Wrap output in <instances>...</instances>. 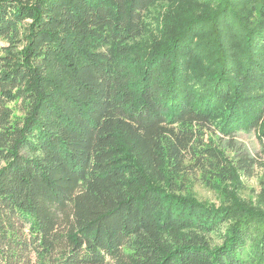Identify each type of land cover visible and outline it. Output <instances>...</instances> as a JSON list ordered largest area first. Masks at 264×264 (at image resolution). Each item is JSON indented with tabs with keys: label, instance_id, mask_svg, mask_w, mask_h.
Wrapping results in <instances>:
<instances>
[{
	"label": "trees",
	"instance_id": "trees-1",
	"mask_svg": "<svg viewBox=\"0 0 264 264\" xmlns=\"http://www.w3.org/2000/svg\"><path fill=\"white\" fill-rule=\"evenodd\" d=\"M0 41V264H264V0H0Z\"/></svg>",
	"mask_w": 264,
	"mask_h": 264
},
{
	"label": "rangeland",
	"instance_id": "rangeland-1",
	"mask_svg": "<svg viewBox=\"0 0 264 264\" xmlns=\"http://www.w3.org/2000/svg\"><path fill=\"white\" fill-rule=\"evenodd\" d=\"M8 44L5 41H0V55L3 53V48ZM220 137V135L218 134ZM229 139H223L221 141L222 146L228 148ZM237 146L243 147L247 153L252 156L260 157L263 155L262 143L257 138V135L254 131L250 132H240L237 134L235 139ZM263 158V157H262ZM264 187V168H255L254 175L250 178H243V195L247 198L257 197ZM194 192L196 196L202 201H211L218 205L220 203L219 197L215 191L206 189L201 184H196L194 186Z\"/></svg>",
	"mask_w": 264,
	"mask_h": 264
}]
</instances>
